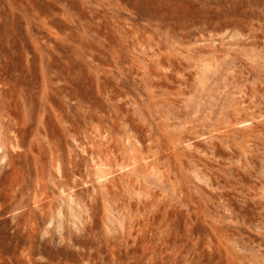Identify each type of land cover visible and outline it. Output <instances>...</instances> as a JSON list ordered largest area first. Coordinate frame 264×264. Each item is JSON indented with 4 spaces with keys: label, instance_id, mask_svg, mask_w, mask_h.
Listing matches in <instances>:
<instances>
[{
    "label": "rangeland",
    "instance_id": "rangeland-1",
    "mask_svg": "<svg viewBox=\"0 0 264 264\" xmlns=\"http://www.w3.org/2000/svg\"><path fill=\"white\" fill-rule=\"evenodd\" d=\"M0 264H264V0H0Z\"/></svg>",
    "mask_w": 264,
    "mask_h": 264
}]
</instances>
